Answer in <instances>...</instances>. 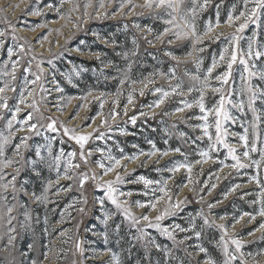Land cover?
<instances>
[{
    "label": "rangeland",
    "instance_id": "1",
    "mask_svg": "<svg viewBox=\"0 0 264 264\" xmlns=\"http://www.w3.org/2000/svg\"><path fill=\"white\" fill-rule=\"evenodd\" d=\"M73 2L80 6L79 11H70L72 4L65 3L61 6V0H0V31L6 32L5 37H0V40L4 41V47L0 49V87H4L7 82L16 89L3 95L7 97L9 108L14 110L25 87L28 90L35 89L33 96H27L25 92V98L26 103L35 100L39 112L20 105L18 120H23L32 112L33 120L30 123L46 125L54 120L58 129L53 133L45 127H39L40 136L27 131H16L12 143L6 147L5 156L20 160V157L13 155L14 145L19 142L20 137L31 136L27 141L29 147L21 148L24 160L36 159L37 146L41 148L42 155L47 157L48 140L44 138L47 136L52 140L53 155H58L61 149L65 154L75 151L77 157L73 162L80 164V168L72 169L69 173L75 174L73 179H60L59 183H56L57 170L49 169L47 166L41 167L40 176L32 172L30 164H13L4 169L6 180H11V176L16 174L15 168L19 167L21 171L17 175V186L24 184L29 192L34 191L40 195L49 181L52 182V187L48 191L47 203L33 202L31 197L23 194L18 196L21 203L27 205L30 213L31 219L27 222L23 208H18L12 213L16 219L11 224L7 223V216H4V221L0 222V264H116L112 259L113 254L118 257L120 264H157V261L159 264H180L181 260L184 264H197V261H203L206 257L198 253L194 247L196 244H202L207 248L209 255L220 264L222 256L215 247V241L219 240L221 232L215 227L205 228L204 235L199 241L191 231L185 233L177 230L174 233L177 240L192 236L191 240L185 241L177 250L172 241L159 231L147 228V222L141 221L140 225L132 226L130 221L125 220L123 214L118 213L107 200L103 191L96 188L97 183L114 180L116 177V172H111L99 179L103 169L98 167L96 162L103 161L106 165L112 163L106 159L109 153L121 159V164L126 166V170L123 167L116 170L126 181L118 185V188L121 192H131L132 195L120 196L119 199L128 201L131 212L137 218L148 215L155 223V217L169 206L168 198L171 197L172 203H182L174 214L166 216L160 222L162 226L170 230L175 225L189 228L190 219L195 218L199 230L203 219L207 218L216 224H225L229 237L241 240L243 253L264 252V229H260L264 217L258 214L260 209L258 194L261 187L256 181H250V177L258 176L261 184H264V167L259 173L255 167L240 170L225 167V164L231 165L233 161L231 157H227V150L223 147L217 152H212V159L207 163H196L202 159L198 151L206 149L208 144L206 137L197 140L202 133L200 129L191 127L203 123L191 118L201 113L196 106L186 108L184 112L176 111L183 107L182 100L193 102L198 98V92L193 91L190 94L186 92L193 83L190 76L197 75L203 79L208 69L212 67L214 58L218 64L212 70L210 88L219 86L215 77L227 70L226 64L219 62V56L228 46L226 37L235 30L234 27L228 26L227 18L230 14L238 15L243 9L241 0H210L206 10L198 14L196 30L201 35L209 25H212L214 30L209 36L204 37L201 44H195L191 38L175 40L171 34L164 37L165 42L155 41V36L166 27L163 19L168 17L164 9L152 12L146 8L136 7L134 11L132 10V5H142L144 0H132V5L125 7L123 13L118 10L120 0H113L112 3L104 0L106 5L104 9L99 8L101 0H90L92 7L87 9L90 15L85 18L86 22H81L77 18L83 15L84 5L89 0ZM16 5L19 7H15ZM185 6H191L190 0H186ZM36 11L41 14H33ZM97 11H106L108 15L98 19L95 17ZM158 16L162 19H157ZM3 17H7L10 23H6ZM217 23L219 27H216ZM234 23L238 25L240 21ZM76 24H79V28L75 26ZM12 26L16 29L14 33L18 37L16 40L12 38ZM149 28L152 29L151 33L147 32ZM253 31L258 32L259 42L264 43V25L260 29H255V26L250 24L240 34L244 37L239 42L240 48H247L248 38ZM220 33L224 34L220 39H212ZM145 36L154 42V46L146 42ZM134 38L137 41L138 55L125 59L120 53L131 52L136 47L132 43ZM170 38L174 43H166ZM20 45L24 46L23 53L19 51ZM201 47L204 48L203 52L196 50ZM9 48L16 52L11 60L7 54ZM165 52H171L172 55H165ZM197 59L200 60L199 68L196 66ZM16 60L20 63L17 66L16 79L12 80L3 73L11 72L12 63ZM129 63L132 64L131 71L127 68ZM256 63L264 66V58ZM29 67L30 72H25ZM173 68L175 78H170ZM41 69H43L41 80L36 85L30 83L25 85V77L31 81L36 74H40ZM76 71L80 73L78 76ZM242 71L243 66L239 62L234 64L229 85L225 87H239ZM65 74L71 75V83ZM125 74L127 80L121 85L120 80L125 79ZM146 80L154 82L145 87L141 81ZM177 83H182L186 94L170 96L159 108L155 107L160 94H153L154 89L167 90L170 85ZM253 83L261 82L254 79ZM41 86L46 91L41 92ZM57 87L62 91H57ZM141 90L143 95L140 94ZM130 94L133 96L132 103H128ZM218 98L219 94L209 90L205 95L206 107L211 108ZM257 107L264 108L259 104ZM0 113L4 116V119H0V134L8 135L6 121L11 118V113L6 109L0 110ZM113 113H116L115 119H112ZM233 114L238 122L226 125L230 133L227 141L236 148L239 155L245 149L238 142V137L231 133L243 131L240 127L243 117L236 110H233ZM132 117H136L135 124L132 123ZM251 118V113H248L247 119ZM209 121H213V116L209 117ZM61 125L74 129L77 135L93 134L84 149L85 154L92 150L87 165L79 158V145L63 134ZM19 127L27 126L14 123L13 131ZM210 130L214 132V128ZM100 133L104 134L103 139L97 138ZM180 133H185V136L182 137ZM193 140L196 141L195 144L192 143ZM153 145L157 150L156 156L141 155L153 151ZM176 148H180L185 155L175 152ZM165 151L169 155L161 157L160 153ZM132 156H139V159L132 162L123 159ZM250 156L252 159H259L258 152L250 153ZM142 163L144 166H141ZM181 163L191 164L192 172L189 173L186 168H181L179 172L169 171ZM63 171L62 162L60 176L63 175ZM84 172H87L89 177L95 173L98 179H89L81 189L78 176ZM140 176L158 183L145 188L142 182H134ZM165 183L168 196L160 200L155 209L137 206L136 201L150 204L164 196V193L158 190L153 192V189H159ZM69 185L71 191H61L59 195H55L58 189ZM236 185L240 187L232 191ZM145 192L148 194L144 195ZM85 199L87 203H84ZM100 199L105 200L104 209L112 217L107 225L102 223L104 209H101ZM8 200L10 204L16 203L11 198V190L8 193ZM210 204L213 207L209 208ZM81 208L84 209L83 212L79 211ZM4 212L5 209L0 204V215ZM252 216L256 218L253 220ZM220 217L225 219L221 220ZM117 225L119 231L116 230ZM13 227L16 231L9 232ZM137 227H144L148 238L155 239L162 247L171 249L173 258L166 261L163 253L154 247H150L146 255L144 241L136 239L140 235ZM61 232L64 234L61 235ZM10 235L16 237L11 245L8 243ZM184 248L192 255L188 256L183 251ZM256 260L259 264H264V255H257ZM236 264H239V261ZM248 264H255L251 257H248Z\"/></svg>",
    "mask_w": 264,
    "mask_h": 264
},
{
    "label": "snow or ice",
    "instance_id": "2",
    "mask_svg": "<svg viewBox=\"0 0 264 264\" xmlns=\"http://www.w3.org/2000/svg\"><path fill=\"white\" fill-rule=\"evenodd\" d=\"M113 0H108V3H112ZM191 6L186 7V0H144V3L142 5H132V0H120L118 5V10L120 13H123V10L128 5H132V10L136 7H142L151 10L152 12H156L157 9H164V12L166 13L167 17L166 19H163V23L166 25V27L163 29L162 32L158 33L155 36V41L159 42H165L164 37L169 36L171 34L172 37L175 38V40H186V39H193L195 44H201L204 37L209 36V34L214 30L212 25H209L207 30L203 33V35L198 34L196 30V19L198 17V14L205 11L207 6L210 3V0H190ZM243 9L239 12L238 15H229L227 18V24L229 27H234V32L230 34L228 37H226V40L228 41V46L225 47L222 51V53L219 56V62H224L227 66V70L224 71L222 74L215 77V79L219 82V86L211 87L210 88V78L212 75V70L217 67L218 61L214 58L212 67L208 69V73L203 79L197 75L190 76L191 81L193 83L187 88L186 92L188 94L192 93L193 91H196L199 93L198 98L195 99L193 102L188 101H181V104L183 107H180L176 109L177 112H184L185 109H191L194 106L198 107L199 112L201 115L193 116L192 119H197L200 121H203V123L198 125H191L194 129L198 128L200 129L202 136H198L197 140H202L204 137L207 138L208 144L206 149H201L198 151V155L202 158L201 160L196 161V163H207L209 160L212 159L211 153L219 151L220 147H223L227 150V157H231L233 163L231 165L225 164V167H231L236 170L248 168V167H255L257 170V173H259L260 169L264 167V108H258L257 104L264 106V66H259L256 62L261 61L262 58H264V43H260L258 39V32L253 31L251 37L248 38L247 48L243 49L240 48L239 42L244 39L243 36L240 34L245 31V29L248 28V26L254 25L255 29H260L262 25H264V0H241ZM72 4V8L70 11H79L80 6L73 2V0H61V6L63 4ZM105 2L104 0H101V3L99 4L100 9L105 8ZM15 7H19V5H16ZM92 7V4L89 0L88 3L84 5V12L81 17H78L77 19L81 22H86L87 17H89V13L87 11L88 8ZM59 11V9H57ZM35 15H40L41 13L39 11H36L33 13ZM116 13H113L115 15ZM108 13L106 11H97L95 13L96 18H103L107 16ZM64 18L63 16L61 17ZM4 21L6 23H10L7 19V17H3ZM157 19H162V17H157ZM240 21V23L237 25L234 22ZM77 28H79V24L75 25ZM139 27V26H137ZM216 27H219V23H217ZM11 31L13 33V40L18 39L14 35L16 29L14 26L11 27ZM148 33L152 32V29H147ZM223 33L218 34L217 36L213 37V40L220 39L221 36H223ZM6 32L0 31V37H5ZM99 38V37H98ZM146 42L152 46H154V42L152 40H148L147 36L144 37ZM107 43V41H106ZM133 45L136 46L132 49L131 52H124L120 53L125 59H129L130 57H135L138 55L137 51V41L134 38L132 41ZM166 43L171 44L174 43V40L172 38L168 39ZM4 47V41L0 40V49H3ZM231 49V50H230ZM199 52H203L204 48L201 47L199 49H196ZM19 51L23 53L25 51L24 46H19ZM8 59L11 60V58L16 55V52L12 48H9L7 50ZM165 55L171 56V52H165ZM191 55V54H190ZM97 58H99L97 56ZM35 59V57H33ZM175 59V57H173ZM239 62L240 65L243 66V71L240 73V84L239 87H232L229 86L226 88L225 86L229 85V80L232 77V69L233 65ZM20 61L16 60L12 63V71L7 72L5 71L3 75L10 76L12 80L16 79V70L17 66L19 65ZM51 63V61H49ZM196 66L199 68L200 66V60L197 59ZM39 67V65H37ZM128 71H131L132 64L129 63L127 65ZM75 71V70H74ZM25 72H30V67L25 69ZM43 73V69L40 70V74H36L35 78L31 81L27 80V77H25V85L32 84L36 85L41 80V75ZM80 73L79 71H76V75L78 76ZM68 81L71 83V75L65 74ZM164 75V74H161ZM170 78H175V68L171 70V76ZM258 80L261 83H253V80ZM127 80V76L125 74V79L120 80V84L123 85ZM152 80H146L141 81V83L144 84L145 87L148 86L149 83H153ZM135 83V81H133ZM15 87L10 86L7 82H5L4 87H0V110L6 109L11 113V118L6 121V126L8 130V135L0 134V181H4L3 183H0V204H2L3 208L5 209V212L3 215H0V222L4 221V216H7V223L11 224L14 219H16L15 216L12 215L14 211H16L18 208H23L24 212L23 215L25 217V221L31 219L30 213L28 212L27 205L21 203V201L18 199V196L20 194H23L24 196L31 197L33 202H39V203H47L49 202L48 198V191L52 187V182L49 181L47 187L45 188L44 192L40 195H37L34 191L29 192L24 184H21L19 187L17 186V175L21 171L19 167L15 168V175L11 176V180H6L4 169L11 167L13 164H30L31 170L36 176L41 175V167L47 166L49 169H55L58 172L56 183H59L60 179H66L71 180L73 179V175H70L69 173L72 171V169H78L80 168L79 163H74L73 161L77 157V153L75 151L68 152L65 154L63 149L60 150L58 155H53L52 153V140L45 136L44 138L48 140L47 144V153L48 156L45 157L42 155L41 148L39 146L36 147L35 150V160L32 161H26L23 158V154L21 152V148L27 149L29 147L27 141L31 138V136H23L20 137L19 142L14 145V156H18L21 159L20 160H13L9 159L5 156V150L6 147L12 143V140L15 137L16 131H27L30 134H33L35 136H40L41 132L38 130L39 127H45L50 132H57L58 129L56 127V121H51L50 123H47L46 125H39V123H30V121L33 120V114L32 112H29L23 120H18V114L21 112L20 105H24L27 108H31L36 112H39V108L37 107L36 101L33 100L31 103H26L25 98V92H27V96H33V93L35 92V89L28 90L27 87H25L24 91L20 93L19 103L14 107V110L9 108L7 97L3 95L7 91H15ZM41 92L46 91L41 86ZM57 91H62L61 88L57 87ZM211 90L214 94H219V98L216 101V103L211 107L208 108L205 105V95L206 93ZM185 90L183 89L182 83H177L175 85H170L169 89L165 90L164 88H156L154 89L153 94L159 93L160 96L158 100L155 102V107L159 108L162 104L165 103V100L173 95L178 96H184L186 94ZM120 93L118 92L117 95ZM141 95H143V90L140 92ZM91 95V93H89ZM233 97H236V99H233ZM133 96L130 94L128 97V103H132ZM101 107H103V104H101ZM233 110H236L240 113L241 117L243 119L240 121V127L242 128V132H234L231 133L233 136L238 137V142L244 147L245 151L241 154H237L236 148L228 143L227 137L229 136V131L226 127L228 123L236 124L238 122L237 117L233 114ZM248 113H251V120L247 119ZM126 114V113H125ZM116 113H113L112 119H115ZM213 116V121H209V117ZM0 119H4V116L2 113H0ZM136 117H132V123L135 124ZM15 124H22L26 125L27 127H19L16 128L15 131H13V126ZM104 123H107V120L104 121ZM63 127V134L65 136H68L70 140L75 141L77 145L80 147V153L79 158L81 161L84 162L85 165L89 162V157L92 155V150H89L85 154V145L87 142L92 138V133H89L87 135H77L75 134L74 129H69L64 125H61ZM214 128V132L210 129ZM123 134V133H122ZM180 135L183 137L185 136V133H180ZM98 139H103L104 134L100 133V135L97 137ZM251 138V139H250ZM187 142V141H186ZM63 143V141H61ZM193 144L196 143L195 140L192 141ZM122 151V150H121ZM175 152L180 153L181 155H185V153L181 152L180 148L174 149ZM259 153V159H252L250 156V153ZM141 155H147L149 157L156 156L157 150L155 149V145H153V151L148 153H141ZM169 153L167 151L161 152L160 156H167ZM65 156L67 157L65 159ZM226 157V158H227ZM107 160L111 161L112 163L106 165L103 161H97L96 164L98 167L103 169L102 176L99 179H102L103 176H107L111 172H116V177L114 180H108L103 183H97L96 188L98 190H102L104 193V196L107 198V200L115 207L116 211L118 213H122L125 220H128L131 222L132 226H138L141 224V221L147 222L146 227L147 228H154L157 231L160 232L161 235L167 237L168 240H171L173 245L179 250V246L184 245L185 241L191 240L192 236H185L183 239L177 240L175 236V232L178 230L179 232H189L191 231L196 240H201L202 236L204 235L205 228H217L221 235L219 237L218 241H215V247L219 250L222 261L220 264H236L237 261H239V264H248V257H251V259L255 262V264H259V262L256 260L257 255H264V252H259L256 254L248 253L245 254L241 250L243 248V244L240 239L229 237L228 234V228L225 224H216L215 221H210L207 218L203 219L202 225L200 226L199 230H197V225L195 223V218H191L189 221L190 227L184 228L180 225H175L171 230L168 227H164L161 225V221L169 215L174 214L176 209L180 208V205L182 202L172 203L171 197H169V206L161 212V214L157 215L155 217V223H153L152 219L148 215H143L142 217L137 218L133 215L131 212V207L128 206V201L124 200L121 201L119 199L120 196H131V192H121L118 188V185L125 183L123 176L117 172L116 170L118 168H124L126 170V166L121 164V159L116 158L109 153L106 157ZM123 159H127L130 162L139 159V156H132V157H123ZM244 161H248L245 163ZM64 164V171L63 175H59V169L61 167V163ZM223 163V162H221ZM141 166H144L142 163ZM181 168H186L189 173L192 172V165L181 163L177 164L174 168L169 169V171L172 172H179ZM89 179L97 180L98 177L95 173L89 177L87 172L80 173L78 176L79 180V187L81 189L84 188V185L88 182ZM256 181L258 185L261 187V191L258 194L260 209H259V215L264 217V184H261L260 180L258 179V176H252L250 177V181ZM134 182H142L145 186V188H148V186L158 183L156 181L146 179L143 176H140L137 178ZM27 182L25 181V184ZM214 187V185H213ZM240 187L239 185H236L232 191H235L236 188ZM9 190H11V198L13 201H16L14 204H10L8 200V193ZM160 191L164 193V196L159 197L154 203L150 204H144L139 201H136L138 207H151L152 209L156 208V204L159 203L160 200L164 199L165 196H168V189L166 186V183L162 185L159 189H153V192ZM61 191L67 192L71 191V185L58 189L55 193V195H59ZM148 193L145 192L144 195H147ZM257 201H253V203H256ZM84 203H87V200L85 199ZM99 204L101 206V209H104L105 200L100 199ZM213 207V205H209V208ZM79 211L83 212L84 209L81 208ZM111 214L104 209V218L102 220V223L105 225L108 224V221L111 219ZM255 216H252L251 219H255ZM221 220L225 219L224 217H220ZM238 222V221H237ZM260 229H264V223L260 225ZM117 231H119V226L117 225ZM137 232L140 233L136 239L138 241L143 240L144 241V248L145 253L147 255L148 251L150 250V247H154L158 252H162L163 256L165 257L166 261L173 258V252L168 247H162L159 243L155 241V239L148 238V233L145 231L144 227H137ZM16 229L10 228L9 232H15ZM64 233L61 232V235ZM254 234V233H250ZM16 239L15 236H9V245L12 244V242ZM105 239H107V236H105ZM234 246V247H231ZM198 253L204 254L206 257L203 261H197V264H218L217 260H215L211 255L208 253V249L202 246V244H196L194 246ZM183 251L188 255L191 256L192 253L187 251V248H184ZM112 259L116 262V264H120L118 257L113 254ZM157 264H159V261H157ZM180 264H184V261L181 260Z\"/></svg>",
    "mask_w": 264,
    "mask_h": 264
}]
</instances>
